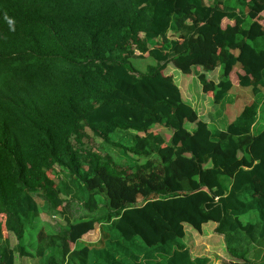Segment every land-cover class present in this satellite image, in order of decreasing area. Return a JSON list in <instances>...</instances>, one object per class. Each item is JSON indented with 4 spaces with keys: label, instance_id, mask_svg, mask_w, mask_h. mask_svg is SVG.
Wrapping results in <instances>:
<instances>
[{
    "label": "trees",
    "instance_id": "16d2710c",
    "mask_svg": "<svg viewBox=\"0 0 264 264\" xmlns=\"http://www.w3.org/2000/svg\"><path fill=\"white\" fill-rule=\"evenodd\" d=\"M261 7L0 0V264H209L221 250L264 264V22L250 14ZM170 60L210 93L207 118L163 72ZM233 68L250 102L228 120ZM179 157L187 188L173 189ZM42 205L64 222L24 241ZM93 224L97 237L81 238Z\"/></svg>",
    "mask_w": 264,
    "mask_h": 264
},
{
    "label": "rangeland",
    "instance_id": "374dc122",
    "mask_svg": "<svg viewBox=\"0 0 264 264\" xmlns=\"http://www.w3.org/2000/svg\"><path fill=\"white\" fill-rule=\"evenodd\" d=\"M252 16L259 15L261 17V20L259 19L260 22H264V8H259L256 10H253L250 12ZM209 42L210 39H208L204 45L201 46V48L204 47H209ZM200 48V49H201ZM208 58V54L203 53L201 56V59H206ZM151 59L148 56H145L144 59L138 60L135 58H132V63L133 65L142 70L143 65L146 62H149ZM191 63H187V65L190 66ZM183 64L180 62H177L175 60H170L167 62L166 67L164 68L163 72L165 74L171 75L173 81L178 85L182 98L188 102L189 104L192 105L194 109V113L198 117L202 118H207L206 112L207 109H209L210 106V93H205L201 90L200 83L198 82L194 71V68L190 66V72L185 73L180 70V67ZM221 70L220 68L217 69L215 72L219 73ZM228 77L231 79L233 82V85L231 87V92L233 95H235V99L231 104H228L226 109H225V114L228 120H231L244 106H246L250 102V95L248 94V89L240 87L236 84V73H235V68L231 69L228 73ZM188 125V123H187ZM162 131L164 132V135H167V131L165 130L164 127H162ZM97 138L94 137L89 143L94 144L97 142ZM191 161L188 157H179L175 159L173 162V166L175 168V176H173L171 179V182L169 181V186L173 189H183L187 188V181L186 179L182 176V171L185 170L188 166H190ZM62 175V173H61ZM63 176V175H62ZM84 194L83 192H81ZM39 202H41L40 198H37ZM41 210L40 213L34 218L33 220V227L32 229H26L24 241H27L31 239L35 232L39 228H43L46 232H53L57 230L59 224H62L64 222L63 216L59 213H57L55 210L51 209L47 205H42L40 206ZM68 212H65L67 216L71 220H78L80 217L85 215L86 211L85 209L81 206L79 201L77 199H72L70 202L69 207L67 208ZM2 218V214H0V220ZM81 238L83 239H93L97 237V228L93 224L92 227H87V226H81ZM2 234L3 236L8 237L9 243L11 245L14 244L15 242V237L13 236L12 233H8L4 228H2ZM208 237H205L207 240ZM209 239H211V236H209ZM205 247L208 248L210 246L209 243H205ZM113 247L118 248V246L121 245L120 241L116 242V244H113ZM218 251V250H216ZM133 259V258H131ZM140 260V258H139ZM130 261L131 264H144L141 261ZM211 263L209 264H220L221 262L223 264H230V260L228 259L226 253L221 250L217 254H212L211 257ZM107 264H109L107 262Z\"/></svg>",
    "mask_w": 264,
    "mask_h": 264
},
{
    "label": "clouds",
    "instance_id": "9594fccd",
    "mask_svg": "<svg viewBox=\"0 0 264 264\" xmlns=\"http://www.w3.org/2000/svg\"><path fill=\"white\" fill-rule=\"evenodd\" d=\"M5 19H7V20H8L9 24L13 23V21H12V20H10V19L7 17V15H6V14H5Z\"/></svg>",
    "mask_w": 264,
    "mask_h": 264
}]
</instances>
